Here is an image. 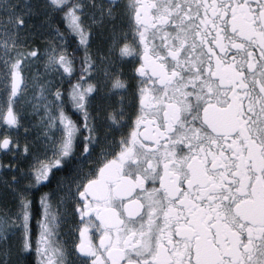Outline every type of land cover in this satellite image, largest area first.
<instances>
[{"label":"snow or ice","instance_id":"1","mask_svg":"<svg viewBox=\"0 0 264 264\" xmlns=\"http://www.w3.org/2000/svg\"><path fill=\"white\" fill-rule=\"evenodd\" d=\"M38 61L29 142L14 105ZM0 87V153L35 161L5 181L21 234L0 215V264H264V0H0ZM53 181L70 251L48 193L31 237Z\"/></svg>","mask_w":264,"mask_h":264},{"label":"trees","instance_id":"2","mask_svg":"<svg viewBox=\"0 0 264 264\" xmlns=\"http://www.w3.org/2000/svg\"><path fill=\"white\" fill-rule=\"evenodd\" d=\"M31 2L43 3V0H31ZM61 30L63 31L62 25ZM65 34L68 35L67 33ZM67 54L75 57L76 66L78 67L80 59L83 57L84 52L82 48H78V45L75 41H72L70 39L67 48ZM44 63V61H38L30 67L28 72L25 74V83H27V87L25 88L23 85L19 103L14 105V107L19 108V110L23 113V124L30 130V134L26 137L29 142L36 141L37 133L40 131V126L42 123L40 118V116L43 114L42 108L45 103H49L52 99V97L49 96L47 101H41L40 97H42V94L40 93V90L36 87L37 83L43 81L46 78ZM70 115H72V119L74 121L80 120L78 114L70 113ZM0 131H2V129H0ZM14 134L19 135L22 140L25 139V133L23 128H21L18 133ZM0 161H3L5 164L12 163L13 165H15V167L11 169L0 168V208L6 210V212H15L18 209L19 201L17 200L15 195L10 193V190L5 185V181L10 183L13 176H17V178H19L21 175L19 169L28 170L29 165L34 162V159L32 157H29L27 159L21 157V159L16 160L13 159L11 155H5L0 153ZM58 175L62 174L58 173ZM26 183L27 182H24V184L20 185V187L23 188ZM45 193L49 194V202L52 204L53 213L56 214L55 200L59 196V193L56 188L55 181H53L51 184H44L39 187L33 188L28 193V199L32 201L33 218L30 220L29 225L31 231L33 232V240H35L39 230L36 224V220L42 218L40 216V213L42 212L40 198ZM26 256V264H37L35 262V257L33 256L32 251H30V253H28Z\"/></svg>","mask_w":264,"mask_h":264},{"label":"rangeland","instance_id":"3","mask_svg":"<svg viewBox=\"0 0 264 264\" xmlns=\"http://www.w3.org/2000/svg\"><path fill=\"white\" fill-rule=\"evenodd\" d=\"M22 88H23V84L21 85L20 93H18L19 96L22 94ZM3 99H4L3 88L0 87V103L3 102ZM40 100L44 101L42 97H40ZM47 134L51 138L50 143H49V147H51L55 143L56 139L60 136V133L57 131L55 123L52 124V126H51L50 130H48ZM48 154L51 155V152L49 151ZM59 199H60V194L57 197V199L55 200L56 214H54V215L56 216V221H55L56 227L53 228V234L51 235V237L49 239L51 241L52 247L64 246L70 251L71 250V248H70L71 237L69 236V233L71 230V221H70V219L61 217V212L63 211V206L60 205ZM19 211H20L19 206H18L17 211H15V212H10V211L6 212V210H3L0 208V215H7L8 217L11 218L12 221H15L14 224L10 223V230H12L16 233V235L13 236V238H12L13 242H15L21 234L20 233V223H19V221H16V215L19 213ZM62 220H63V222H61ZM29 224H30V222H29ZM29 228H30V225H29ZM40 231L41 230L39 229L35 240L39 239ZM30 232H31V237H33V235H32L33 232L31 231V228H30ZM32 252H33V256L35 257V262L39 264L41 258L36 254V252L34 250H32ZM27 254L28 253H26L24 258H23L24 264H26L25 260H26ZM73 258L74 257H72V256H68L69 260H71ZM0 259H2V257H0Z\"/></svg>","mask_w":264,"mask_h":264},{"label":"flooded vegetation","instance_id":"4","mask_svg":"<svg viewBox=\"0 0 264 264\" xmlns=\"http://www.w3.org/2000/svg\"><path fill=\"white\" fill-rule=\"evenodd\" d=\"M38 264V263H37Z\"/></svg>","mask_w":264,"mask_h":264}]
</instances>
